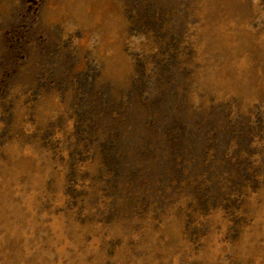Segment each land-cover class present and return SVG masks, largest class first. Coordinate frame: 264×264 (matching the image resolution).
<instances>
[{
	"label": "rangeland",
	"instance_id": "1",
	"mask_svg": "<svg viewBox=\"0 0 264 264\" xmlns=\"http://www.w3.org/2000/svg\"><path fill=\"white\" fill-rule=\"evenodd\" d=\"M0 264H264V0H0Z\"/></svg>",
	"mask_w": 264,
	"mask_h": 264
}]
</instances>
